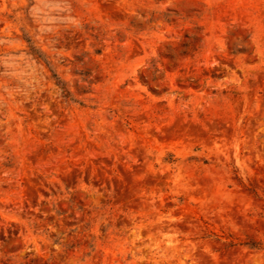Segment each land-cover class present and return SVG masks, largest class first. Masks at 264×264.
<instances>
[{"label":"rangeland","instance_id":"obj_1","mask_svg":"<svg viewBox=\"0 0 264 264\" xmlns=\"http://www.w3.org/2000/svg\"><path fill=\"white\" fill-rule=\"evenodd\" d=\"M0 264H264V0H0Z\"/></svg>","mask_w":264,"mask_h":264},{"label":"trees","instance_id":"obj_2","mask_svg":"<svg viewBox=\"0 0 264 264\" xmlns=\"http://www.w3.org/2000/svg\"><path fill=\"white\" fill-rule=\"evenodd\" d=\"M32 52L36 53L35 49L33 47H31ZM53 77L56 79L57 85H59L63 91L64 94L67 95L68 91L65 89L64 84L60 81V79H58V77H56V75L54 74Z\"/></svg>","mask_w":264,"mask_h":264}]
</instances>
